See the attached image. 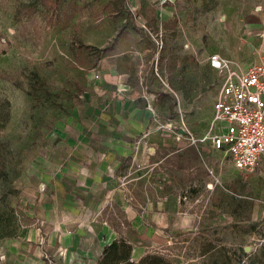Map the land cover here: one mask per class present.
Returning <instances> with one entry per match:
<instances>
[{"label": "rangeland", "instance_id": "rangeland-1", "mask_svg": "<svg viewBox=\"0 0 264 264\" xmlns=\"http://www.w3.org/2000/svg\"><path fill=\"white\" fill-rule=\"evenodd\" d=\"M214 51L244 67L264 61V0H58L55 10L41 0H0V239L26 218L22 172L103 56L116 54L157 101L168 90L179 124L196 134L222 80L208 62ZM216 153H177L158 166L171 189L183 188L198 223L131 260L211 264L229 255L234 264H264V168L244 178Z\"/></svg>", "mask_w": 264, "mask_h": 264}, {"label": "crops", "instance_id": "crops-1", "mask_svg": "<svg viewBox=\"0 0 264 264\" xmlns=\"http://www.w3.org/2000/svg\"><path fill=\"white\" fill-rule=\"evenodd\" d=\"M115 55L87 73L86 87L22 172L26 218L0 239V264H98L105 246L120 239L132 244L136 259L196 227L183 188L171 189L158 166L177 153L215 160L225 151L211 139L192 143L168 103L170 92L163 88L157 101L148 82L122 70ZM213 115L214 102L209 123L194 136L210 130ZM234 168L244 178L254 174ZM211 171L220 180L219 167Z\"/></svg>", "mask_w": 264, "mask_h": 264}, {"label": "built area", "instance_id": "built-area-1", "mask_svg": "<svg viewBox=\"0 0 264 264\" xmlns=\"http://www.w3.org/2000/svg\"><path fill=\"white\" fill-rule=\"evenodd\" d=\"M211 68L221 73L210 130L203 136L189 132L192 143L211 139L244 174L264 165V61L242 66L215 51ZM217 130V131H216Z\"/></svg>", "mask_w": 264, "mask_h": 264}, {"label": "trees", "instance_id": "trees-1", "mask_svg": "<svg viewBox=\"0 0 264 264\" xmlns=\"http://www.w3.org/2000/svg\"><path fill=\"white\" fill-rule=\"evenodd\" d=\"M43 3H49V7L53 10L58 5V0H41ZM132 244L125 239L115 240L105 246L102 256L98 264H168L166 261L157 255L143 257L139 262L131 260ZM149 260V261H148ZM211 264H234L229 255H225L222 260L214 256Z\"/></svg>", "mask_w": 264, "mask_h": 264}]
</instances>
